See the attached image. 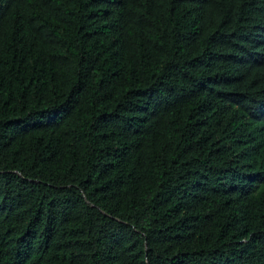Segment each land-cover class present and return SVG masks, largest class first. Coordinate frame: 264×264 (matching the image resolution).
I'll list each match as a JSON object with an SVG mask.
<instances>
[{
	"label": "trees",
	"instance_id": "trees-1",
	"mask_svg": "<svg viewBox=\"0 0 264 264\" xmlns=\"http://www.w3.org/2000/svg\"><path fill=\"white\" fill-rule=\"evenodd\" d=\"M0 264H264V0H0Z\"/></svg>",
	"mask_w": 264,
	"mask_h": 264
}]
</instances>
